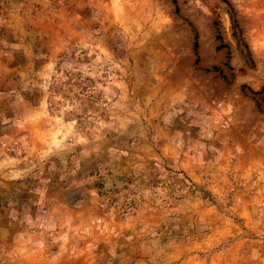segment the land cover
<instances>
[{"label":"rangeland","instance_id":"1","mask_svg":"<svg viewBox=\"0 0 264 264\" xmlns=\"http://www.w3.org/2000/svg\"><path fill=\"white\" fill-rule=\"evenodd\" d=\"M0 264H264V0H0Z\"/></svg>","mask_w":264,"mask_h":264}]
</instances>
